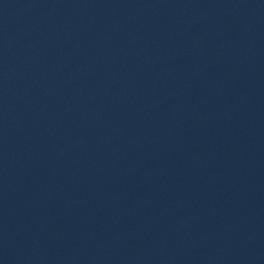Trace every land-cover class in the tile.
Here are the masks:
<instances>
[{"label": "water", "instance_id": "water-1", "mask_svg": "<svg viewBox=\"0 0 264 264\" xmlns=\"http://www.w3.org/2000/svg\"><path fill=\"white\" fill-rule=\"evenodd\" d=\"M0 264H264V0H0Z\"/></svg>", "mask_w": 264, "mask_h": 264}]
</instances>
